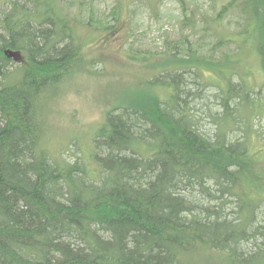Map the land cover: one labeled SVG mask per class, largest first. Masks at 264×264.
<instances>
[{
	"label": "trees",
	"instance_id": "16d2710c",
	"mask_svg": "<svg viewBox=\"0 0 264 264\" xmlns=\"http://www.w3.org/2000/svg\"><path fill=\"white\" fill-rule=\"evenodd\" d=\"M86 1L0 0V264H264V168L249 142L264 89L234 72L209 96L197 68L250 53L263 71L264 0H210V14L179 0L182 39L156 56L154 92L109 109L70 161L48 150L41 115L84 55L78 26L100 23Z\"/></svg>",
	"mask_w": 264,
	"mask_h": 264
},
{
	"label": "rangeland",
	"instance_id": "374dc122",
	"mask_svg": "<svg viewBox=\"0 0 264 264\" xmlns=\"http://www.w3.org/2000/svg\"><path fill=\"white\" fill-rule=\"evenodd\" d=\"M225 1L218 0L214 7ZM184 2L200 12L210 14L213 10L209 9L210 0ZM86 5L93 18H100V23L97 29L78 26V34L86 43L84 55L55 89H48L43 95L41 119L46 125V146L52 156L58 154L70 161L76 157L84 159L92 147L90 138L102 125L109 109L123 105L136 93L154 92L148 78L164 69L156 63V56L162 55L171 44L176 46L183 35L180 21L184 16L179 0H87ZM118 5L121 10L118 27L109 36L101 25L114 22L112 12ZM81 14L83 18L87 16L85 10ZM230 49L234 50L233 46ZM127 52L142 62L127 59ZM239 60L234 66L226 65L215 71L197 67L202 80L213 85L207 89V95H212L215 85H224L227 79L237 81L234 72L243 75L248 86L264 89V69H260L258 59L249 53L239 55ZM158 93L160 98L165 97L161 91ZM202 123L206 128L211 126L205 117ZM249 142L264 168V116L252 121Z\"/></svg>",
	"mask_w": 264,
	"mask_h": 264
}]
</instances>
